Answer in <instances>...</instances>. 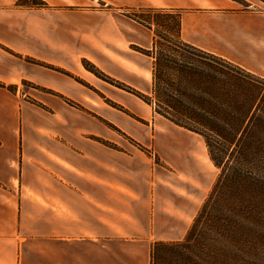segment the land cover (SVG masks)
I'll return each instance as SVG.
<instances>
[{"label":"rangeland","instance_id":"obj_1","mask_svg":"<svg viewBox=\"0 0 264 264\" xmlns=\"http://www.w3.org/2000/svg\"><path fill=\"white\" fill-rule=\"evenodd\" d=\"M237 1L240 8H264L262 0ZM0 4V76L19 80L7 89L20 92L23 127L45 146L56 143L40 136L39 129L53 131L62 139L64 154L67 143L81 155L84 146L94 144L117 155L106 161L126 187L103 202L115 211L94 215L77 199L69 200L77 212L86 213L69 216L70 227H83L71 228L70 236L89 240L96 231L98 240L111 241L118 264H151L155 243L185 239L220 174L202 137L155 113L134 94L148 99L151 92L130 85L150 90L155 54L172 47L167 40L176 41L177 14L149 9L110 14L97 6L89 16L73 17L39 11L45 9L41 0ZM127 60L142 72L132 70ZM42 208L39 223H46L52 219L50 207ZM256 236L258 243L251 239L256 252L247 253L245 264H264V227ZM98 245L86 247L87 255H105L108 248ZM42 251L45 247H39Z\"/></svg>","mask_w":264,"mask_h":264},{"label":"crops","instance_id":"obj_2","mask_svg":"<svg viewBox=\"0 0 264 264\" xmlns=\"http://www.w3.org/2000/svg\"><path fill=\"white\" fill-rule=\"evenodd\" d=\"M41 1L45 9L39 11H62L73 17H78L74 13L89 16L97 11V6L105 7L110 14H123V9L179 13L181 39L185 43L264 77V8H240L237 0ZM127 61L132 70L142 72L143 68L133 64V60ZM0 82L4 85L0 86V264H42L43 260L44 264H118L111 241L98 240L101 236L96 231L90 235L93 239L85 240L86 235L73 238L70 229L83 227L80 224L70 227L69 223V216L86 214L77 212L69 203L71 199L93 210L94 215L96 210L99 214L101 210L115 211L103 202H109L118 190H124L125 185L118 183L116 168L106 161L117 155L96 144L84 146L85 153L81 155L67 143L64 154L62 139L47 129H39L38 134L56 144H40L37 134L23 127L20 92L13 94L7 89L16 86L19 80L0 76ZM130 85L143 92L152 90V86L145 90L140 84ZM86 100L91 99L85 97ZM45 206L50 207L46 211L52 219L47 217L49 221L39 223ZM55 217L61 223H54ZM98 244L108 248L106 254L87 255L85 248L97 249ZM39 247H45L44 255L39 253Z\"/></svg>","mask_w":264,"mask_h":264},{"label":"trees","instance_id":"obj_3","mask_svg":"<svg viewBox=\"0 0 264 264\" xmlns=\"http://www.w3.org/2000/svg\"><path fill=\"white\" fill-rule=\"evenodd\" d=\"M176 14V41L154 57L151 98L134 94L202 137L220 174L185 239L155 243L150 263L245 264L264 227V77L185 43Z\"/></svg>","mask_w":264,"mask_h":264}]
</instances>
